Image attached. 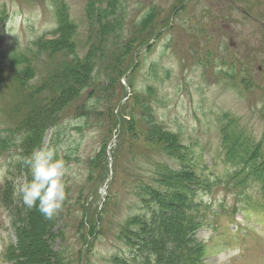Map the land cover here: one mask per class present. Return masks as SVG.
<instances>
[{
  "label": "rangeland",
  "instance_id": "1",
  "mask_svg": "<svg viewBox=\"0 0 264 264\" xmlns=\"http://www.w3.org/2000/svg\"><path fill=\"white\" fill-rule=\"evenodd\" d=\"M56 1L0 0V16L4 18L0 21V51L14 43L12 50L0 55V191L9 166L15 179L16 199L14 207L0 201V251L8 239L12 247H17L19 240L15 234L19 222L9 219V211L13 213L16 205H24L17 195L25 174L18 170V161L40 149L25 152L20 138L35 123L47 121L54 124L47 127L42 146L49 143L47 135L56 128L58 135L51 144L68 169L62 209L51 219L45 217L55 219L51 232L58 235L61 231L65 237L63 242L58 236L50 240L53 251H63L64 264H77L81 233L99 225V235L85 264H124L110 256L121 249L129 263L141 258L144 264H156L152 262L154 257L157 260L153 251L157 246L153 243L160 237L154 232L157 229L147 227L145 217L139 214L142 188L146 187L147 192L158 190L169 185L172 173L178 181L189 173L184 158L170 159L162 147L172 148L179 155L187 153L193 169L202 165L196 160L200 154L207 164H218L222 137L231 128L239 131L241 127L250 133H233L238 141H250L264 154V33L235 11L229 0H190L182 12L174 15L170 29L159 34L150 48L139 49L126 104L134 116L131 128L130 120L114 119L111 113L112 104L119 95L122 97L118 76L132 46L164 25L181 0H64L66 7L60 10ZM233 1L264 23V0ZM89 7L98 10L94 14ZM57 12L68 14L69 22L63 17L62 27L56 32L41 35L44 28L51 27L46 22H53ZM94 100L91 111L88 107ZM117 126L123 136L118 146L116 141L112 145L116 146V171L113 176L109 165L108 175L102 180L107 179L103 195L108 190L109 198L103 202L102 216L88 222L89 226L84 224L78 232L85 217L84 192L101 174L96 170V159ZM152 126L174 135L147 130ZM227 137L233 139L232 134ZM157 165L172 169L168 178L156 172ZM213 193L211 209L206 212L208 221L190 235L195 240L189 242L194 257L200 255L201 241H208L218 229L229 226L226 214L231 210L239 209L235 219L242 223L245 215L250 224L238 236V246L232 251L214 254L213 249L201 260L194 258V263L244 264L245 258L252 263L264 259L262 215L245 210L243 198L222 188ZM87 200V215L91 216L101 208L100 200L96 202L90 196ZM165 200L172 203L171 196ZM218 202L227 209L220 211ZM168 210L166 218L171 220L178 209L169 205ZM201 212L199 206L198 213ZM175 225L171 228L176 229ZM172 233L183 237L178 229ZM118 236L139 237L145 242L143 249L155 255L128 252ZM39 240L40 236L28 234L23 244L37 249L42 247ZM174 244L177 249L179 240ZM206 244L211 246L213 241ZM179 251L160 253V264L184 263L187 258Z\"/></svg>",
  "mask_w": 264,
  "mask_h": 264
},
{
  "label": "trees",
  "instance_id": "2",
  "mask_svg": "<svg viewBox=\"0 0 264 264\" xmlns=\"http://www.w3.org/2000/svg\"><path fill=\"white\" fill-rule=\"evenodd\" d=\"M91 9H92V7H89V10H91ZM59 10H60V6H59ZM97 10L98 9H93V10H91V12H94V14H95L97 12ZM98 12L100 13L102 11H98ZM104 12H106V11H104ZM79 102L81 103V101H79ZM95 103H96V100L92 101V103L89 107L91 111L95 108ZM53 124H54L53 122H47V121L35 123L34 127H32L31 130H29L25 135H22V137L20 138L21 148L25 152L30 154L34 149L40 147L42 145L43 139L45 137V132H46L47 127L52 126ZM151 129H153L155 132H159L162 135L166 134V133L162 132L156 126H153ZM229 133H231V132H229ZM229 133L226 134V137L224 140H227V136L229 135ZM57 135H58V131L55 130L49 136L48 142L50 144H48L46 148H53L54 149V146L51 144V141H52L53 137H56ZM232 141H233V143H232L233 149L232 150L227 149L226 152L228 154L237 153L238 152L237 147H238V149L239 148L240 149L245 148V150L248 152V154L251 158H253L255 160H257L259 158L257 150L253 147L251 148L248 146V144H250V141H244V142L238 141L237 137L235 140L232 139ZM165 144H166V142H165ZM235 146H237V147H235ZM165 150L168 152V154H170L172 156H177L175 154V151H172V148L165 149ZM25 157H26V155H23V157L18 161L19 162L18 166H20L18 170L20 171V173L25 172V174L23 176L24 181L26 178L30 179V171L27 173V171H26L27 166L24 164V158ZM178 158L182 159L180 157L179 153H178ZM164 168L166 170H168V172H172V170H170L166 167H163L160 170V173L162 176L167 175L166 171H164L165 170ZM10 170H11V168H10ZM14 175L16 176V174H14ZM185 181H186V177H184L183 183H180V182H182V180L180 179V181H178V179L176 177H174V180H171L172 184L176 185V190H174L175 193H172V191H171V202L172 203H170L168 200L166 201L165 199L160 198L159 196L156 195V192L159 194L167 193L166 192L167 190L165 188L161 192L149 191L146 193V194L149 193L160 204L162 203L161 205L163 206V208L161 209V213L159 215H152V216H149V217L144 219L147 223V227H150V228L153 227V228L157 229L154 232L160 237L157 242L155 241L153 243L157 246L156 250H153L156 253V255L154 254L153 251L143 249L144 247L142 245H144L145 242L143 240H141L139 237L133 238L131 236H118V238L125 245H129L130 247L133 246L134 248L138 249L140 254L141 253H143V254L147 253V255H155L157 257V260L155 259L156 264H160V253H162V252L169 253L171 250H179V249H181V251H179V252L181 254H183L185 256V258H187V260H185V262L182 264H197V263H194L195 262L194 258H197V259L199 258L201 260L202 257L207 252H206V249L202 246V244H201L200 255L194 257L195 254L190 252V248H189L190 243L189 242L195 241L193 238L190 237V235L194 229L196 230L198 223L195 221V217L193 215L190 217V216H187V214L185 213V211L187 209L185 207V204L187 201V193H189L190 195L193 194V192L191 190H186L184 188L177 187V186H179V184L183 186V184H185ZM185 186L189 188V185L187 183L185 184ZM14 193H15V179L13 178V173L11 171V180L10 179L7 181L5 180V182L2 186V191H1L2 202L7 206L11 205L14 207V205H15L14 203H16ZM169 205H173L174 207H176L178 209V212L176 214H174V216L173 215L171 216V220L166 218L168 216L164 212V210H167L169 212V210H168ZM82 206H83V201H82ZM102 211L103 210H100V212L94 211L96 218L94 217V215L85 216L84 218H82L80 222L83 224V226L81 225V228L78 232H81L82 228L84 227V224H86V226H89L87 224L88 222H90L93 219H97V218L101 217L103 214ZM86 212L87 211L85 210V213ZM22 214H25L24 218H22ZM13 216L15 217V222H19V224L17 223L19 226L16 227V232H15L16 237L19 240H18L17 247H12L11 244L6 246L5 254H7V255H5V258L8 261H12L15 264H43V263H45V264H64L65 257L64 258L61 257L63 251L62 250L53 251V248L49 244L50 240L52 242L56 236L60 237L62 242H63V240L65 241V237L63 235V232L60 231V233L58 235H54L51 232L53 224L55 222V219L46 220L45 217L38 211V209L36 207L28 208L24 205H16ZM175 224H178L179 227ZM172 225L173 226L175 225L176 229H172L171 228ZM177 229H178V232H180V231L182 232V234H183L182 239L179 238V236H177V235L173 236L172 232L177 230ZM99 230H100L99 225H96V226L92 225V227H89V229L87 230L86 233H81V239H82L81 245L86 244V251H89L90 248L92 247L93 242L96 240L97 236L99 235ZM28 234H33L34 236H40L39 241H40L42 247L35 249L34 247L29 248V247L24 246L23 243L28 238ZM177 240H179L180 244H179L178 248L175 249L176 246L174 244V241H177ZM147 246L149 247V245H147ZM165 247H168L169 249L164 250ZM80 253H81V251L79 250L78 255H77V264H79L78 260L80 258ZM39 258H41V259H39Z\"/></svg>",
  "mask_w": 264,
  "mask_h": 264
},
{
  "label": "clouds",
  "instance_id": "3",
  "mask_svg": "<svg viewBox=\"0 0 264 264\" xmlns=\"http://www.w3.org/2000/svg\"><path fill=\"white\" fill-rule=\"evenodd\" d=\"M24 164L30 171V179L26 178L20 185L17 195L26 207H36L44 217L51 219L62 209L66 199V163L55 149L41 148L25 157Z\"/></svg>",
  "mask_w": 264,
  "mask_h": 264
}]
</instances>
